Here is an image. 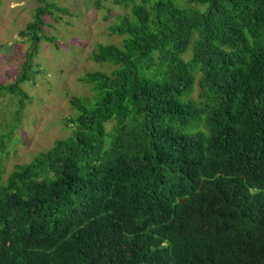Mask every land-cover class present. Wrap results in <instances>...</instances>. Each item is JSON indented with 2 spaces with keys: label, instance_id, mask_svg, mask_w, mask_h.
I'll return each instance as SVG.
<instances>
[{
  "label": "trees",
  "instance_id": "obj_1",
  "mask_svg": "<svg viewBox=\"0 0 264 264\" xmlns=\"http://www.w3.org/2000/svg\"><path fill=\"white\" fill-rule=\"evenodd\" d=\"M112 1L120 43L90 58L115 67L82 75L70 133L3 178L43 16L66 10L40 0L18 32L30 44L0 83L15 105L0 110V264H264V0Z\"/></svg>",
  "mask_w": 264,
  "mask_h": 264
},
{
  "label": "rangeland",
  "instance_id": "obj_2",
  "mask_svg": "<svg viewBox=\"0 0 264 264\" xmlns=\"http://www.w3.org/2000/svg\"><path fill=\"white\" fill-rule=\"evenodd\" d=\"M48 1H54L66 12L53 10L52 14L43 16L40 34L47 39L38 43L33 60L40 72L34 75L32 81L21 84L27 94L23 100L21 129L16 131L17 140L13 137L14 141L6 142L9 155L3 161V178L16 165L31 161L38 152L50 148L55 139L70 133L67 119L74 113L69 105L70 96L91 94L89 87L80 82L82 75L95 70L109 73L115 67L108 63L100 65L90 56L97 44L120 43V38L110 34L108 27L116 22L118 15L126 13L127 8L116 5L112 0H102L100 7H96L95 0ZM184 3L185 0H179L180 5ZM40 4V0H0L2 84L13 81L24 60L30 43L18 32L33 20ZM185 57L189 58L190 53ZM196 74L198 79L200 74ZM197 95L198 88H195L191 96L197 99ZM3 107H8L5 115L15 109L8 97L0 101V110Z\"/></svg>",
  "mask_w": 264,
  "mask_h": 264
}]
</instances>
